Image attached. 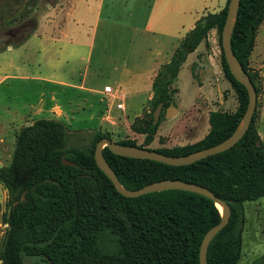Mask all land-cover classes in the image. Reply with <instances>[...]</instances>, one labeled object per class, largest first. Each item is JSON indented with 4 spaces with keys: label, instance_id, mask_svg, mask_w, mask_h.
<instances>
[{
    "label": "trees",
    "instance_id": "obj_1",
    "mask_svg": "<svg viewBox=\"0 0 264 264\" xmlns=\"http://www.w3.org/2000/svg\"><path fill=\"white\" fill-rule=\"evenodd\" d=\"M228 2L220 11L198 18L158 70L152 82L148 118H136L131 124L133 131L144 135L142 143L133 139L115 142L149 148L161 116L174 104L176 89L171 84L187 55L212 28L217 29L221 45ZM263 19L264 0H241L231 35L233 53L257 92V73L249 69L248 61ZM220 57L237 97L235 111H210L209 130L194 143L154 150L166 155L189 154L223 141L238 127L248 94L230 73L222 45ZM195 68L193 64L196 78ZM160 102L162 111L154 124L153 112ZM256 117L255 111L247 131L232 147L189 165L122 156L106 146L102 153L129 190L170 178L203 185L224 200L231 214L211 238L207 262L237 264L245 222L243 203L264 197V142ZM69 136L62 121L44 117L23 125L16 134L11 160L0 167V183L8 191L7 210L1 218L7 228L0 245V264H27L24 257L33 258L32 264H200L203 236L222 216L212 199L182 189L126 197L94 159L96 143L112 138L97 130L89 135L88 144L76 146L68 144ZM63 158L74 164H65ZM249 264H264V253Z\"/></svg>",
    "mask_w": 264,
    "mask_h": 264
},
{
    "label": "crops",
    "instance_id": "obj_2",
    "mask_svg": "<svg viewBox=\"0 0 264 264\" xmlns=\"http://www.w3.org/2000/svg\"><path fill=\"white\" fill-rule=\"evenodd\" d=\"M56 8H60L56 18L38 23V29L20 45L23 58L15 59V49L10 44L0 48V86L17 81L23 86L28 85V89L30 84L38 87L34 101L25 103L28 106L15 109L12 104L6 105L10 118L0 120V140L2 134L12 129L15 116H30L24 111L27 107L33 108L32 114L40 108L44 87L49 89L46 104L55 110V117L48 118L62 122L74 117L84 118L83 122H75L76 128L87 123L90 126L85 130L90 135L97 130L118 128V122L109 119V111L112 106L117 109L116 104L122 102L125 111L121 116L125 126L127 123L129 127L133 118L126 114V100H138L142 110L149 104L152 82L158 70L170 60L176 46L199 18L191 0H62ZM216 33V28L210 29L206 38L187 55L180 69L185 64L193 77L192 66L196 64L200 84L212 79L218 82L220 91L230 82L222 66L216 70L212 55L205 52L206 47H214L218 40ZM30 44L37 54L35 63L27 53ZM93 60L97 61L96 66H92ZM176 80L171 84L176 89L172 98L178 92ZM105 86L120 91L118 98L112 99L105 93ZM142 110L133 117L139 116ZM165 111L167 119L180 112L179 108L170 109L172 114L168 117L167 109ZM197 112L196 109L186 110L183 114L187 121L180 129L167 131L186 140L176 146L194 143L208 132L209 113L207 117L201 116L198 122ZM35 119L37 117L25 121L19 128ZM202 131L204 133L199 136ZM160 135L158 125L153 141Z\"/></svg>",
    "mask_w": 264,
    "mask_h": 264
},
{
    "label": "rangeland",
    "instance_id": "obj_3",
    "mask_svg": "<svg viewBox=\"0 0 264 264\" xmlns=\"http://www.w3.org/2000/svg\"><path fill=\"white\" fill-rule=\"evenodd\" d=\"M61 1L62 0H0V48L10 44V46L15 49V59L23 58L21 54L23 48L20 47L22 43L18 42L22 41L28 32H35V30L38 29V23L45 20L55 19L59 14L57 11L60 9L56 8L57 4L58 2L61 3ZM225 3L226 0H191V6H195L194 9L196 10V15L199 18L202 16V14L205 15L207 13H216L220 11L225 6ZM192 15H194V13ZM21 25H24L25 27L18 29V27ZM13 32H15V34L12 36L11 34ZM217 37L218 33H216V39ZM99 45L100 44L97 46ZM28 47L27 49L29 50H26L27 53H30V60L35 63L37 54L33 51L34 48L32 44H30ZM205 52L207 55H212V60L214 61L216 70H219L221 68V45L219 44L218 40L214 43V47H206ZM94 65H97V61L95 60L92 61V66ZM248 67L251 71L257 73L258 92L256 91V126L260 138L264 142V19L257 30L254 47L251 51V54L249 55ZM194 73L196 74V78H194H198L197 80H194L185 64H183L181 67L175 82L178 92L177 94L175 93L176 95L174 94L175 96L173 97V106L176 109L179 108L180 112L176 117L167 119L165 117L166 111H164L159 124V134L161 135L148 145L149 148H170L180 143H185L186 140L181 136L175 135L173 132L169 133L167 131L180 129L182 124L187 121L185 115L183 114L186 110L196 109L198 112L196 113L195 118H197L198 122L201 121V116L207 117L210 111L220 109L227 111L235 110L238 101L236 94L230 84L227 85L226 89H221L218 91V82H215L212 79L205 80L200 84L201 80L199 77V66L196 65ZM30 85L31 88L28 89V85L23 86L21 83L13 81L9 85L4 84L0 86L1 121L6 118H10L9 113L6 112L7 104H12L15 109H17V107L20 108L21 106H28L25 103L31 104L34 101L38 94V87L33 84ZM42 90L44 94V100H42L40 104L41 106L39 109H37L35 114H32V107L30 110L28 107L25 108L24 111L31 115L24 118L15 116L14 120L12 121V129L10 128L6 134L1 135L0 167L7 165L11 160L15 144V137L20 129V125H22L25 121H29L36 117H55V110L51 109V106L46 104V99H49V89L48 87H44ZM118 93H120V91H118ZM111 98L117 99L118 97ZM126 102V114L129 115V118H133L129 127H127V123L125 126V123L122 119L123 117L121 116L125 110H117L112 106L111 110L109 111V119L117 121L118 128L114 129L109 127L105 129V132L110 136V138H112L111 140L113 141L133 139L137 144H141L144 135L133 131L131 129V124L136 118L142 119L144 117L147 119L150 113L149 111L152 109V104L149 103L142 110L138 100L127 99ZM109 106L110 103L108 106H106V110L109 108ZM141 110L142 113L139 116L133 117ZM111 116H113V118ZM66 120H63V123L66 127V130L69 132L79 130L86 131L85 129L90 126L86 123L80 125V128H76L77 125L75 122L78 121V123H80L84 120V118L81 117H74L68 121ZM86 133L87 131L76 133L72 132L68 138V144L76 146H84L88 144L90 136ZM203 133L204 131H202L199 136H202ZM7 200L8 191L0 183V245L2 243L4 232L7 228V224L1 222V218L7 210ZM243 208L245 212V222L242 232V251L237 264H249L254 258L264 253V197L243 203ZM24 260L27 262V264H32L34 261V259L31 257H24Z\"/></svg>",
    "mask_w": 264,
    "mask_h": 264
},
{
    "label": "water",
    "instance_id": "obj_4",
    "mask_svg": "<svg viewBox=\"0 0 264 264\" xmlns=\"http://www.w3.org/2000/svg\"><path fill=\"white\" fill-rule=\"evenodd\" d=\"M240 2L241 0H229L227 5L226 17L221 32L222 50L228 68L230 70V73L238 82L244 85L248 94V102L245 112L243 114L242 121L240 122L238 127L231 133V135H229L226 139L213 146H209L199 151L184 155H166L150 148L122 145L115 141L110 140L107 137L101 138L96 143L94 149V159L96 161L97 166L111 180L115 189L126 197H136L145 193L161 191L165 189H182L204 195L212 199L216 203V205H218V207L221 210L222 216L220 221L217 224L213 225L210 229H208L205 235L203 236L199 248L200 264H208L207 262L208 244L211 238L227 224L231 214L230 206L224 200L217 197L209 188L197 183L185 182L179 179H170V178L161 179L158 181L148 183L138 189L129 190L120 183L114 170L106 161L102 153V150L106 146L111 152L118 155L132 157V158L150 159L173 166H182V165L192 164L207 156L225 151L230 147H232L244 135V133L247 131L250 125V122L256 110V89L253 82L249 78L247 72L245 71V69L243 68L239 60L236 58L235 54L233 53L231 47V35L233 31L234 22L238 13V9L240 6ZM166 109L168 111V114H166V116L169 117L172 114L171 112H169V110L175 109V107L173 105H170ZM161 111H162V102H160L157 105V107L153 112L154 124H156L157 121L159 120ZM63 162L65 164H74L65 158H63Z\"/></svg>",
    "mask_w": 264,
    "mask_h": 264
},
{
    "label": "built area",
    "instance_id": "obj_5",
    "mask_svg": "<svg viewBox=\"0 0 264 264\" xmlns=\"http://www.w3.org/2000/svg\"><path fill=\"white\" fill-rule=\"evenodd\" d=\"M104 92L107 93L110 97L117 98L118 97V90L115 91L113 90L110 86H105L104 87ZM117 109H124V105L122 102H118L116 104Z\"/></svg>",
    "mask_w": 264,
    "mask_h": 264
},
{
    "label": "flooded vegetation",
    "instance_id": "obj_6",
    "mask_svg": "<svg viewBox=\"0 0 264 264\" xmlns=\"http://www.w3.org/2000/svg\"><path fill=\"white\" fill-rule=\"evenodd\" d=\"M22 27H25V26L22 25V26L18 27V29H20V28H22ZM14 31H15V29H14ZM14 34H15V32H13L11 35L13 36Z\"/></svg>",
    "mask_w": 264,
    "mask_h": 264
}]
</instances>
